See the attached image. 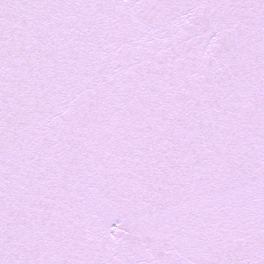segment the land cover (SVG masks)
I'll return each mask as SVG.
<instances>
[{
	"label": "snow or ice",
	"instance_id": "snow-or-ice-1",
	"mask_svg": "<svg viewBox=\"0 0 264 264\" xmlns=\"http://www.w3.org/2000/svg\"><path fill=\"white\" fill-rule=\"evenodd\" d=\"M0 264H264V0H0Z\"/></svg>",
	"mask_w": 264,
	"mask_h": 264
}]
</instances>
